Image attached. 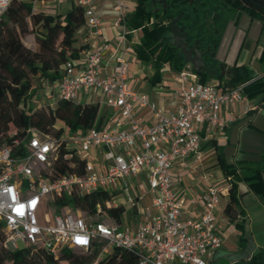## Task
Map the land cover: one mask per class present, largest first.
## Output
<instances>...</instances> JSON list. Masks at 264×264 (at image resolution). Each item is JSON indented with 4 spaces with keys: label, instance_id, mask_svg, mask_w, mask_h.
I'll list each match as a JSON object with an SVG mask.
<instances>
[{
    "label": "built area",
    "instance_id": "obj_1",
    "mask_svg": "<svg viewBox=\"0 0 264 264\" xmlns=\"http://www.w3.org/2000/svg\"><path fill=\"white\" fill-rule=\"evenodd\" d=\"M10 1L0 0V18ZM72 1L83 6L89 34L98 36L102 20L95 0ZM112 10L121 46L109 71L101 72L107 43L84 50L61 64V74L51 84L55 95L48 102L52 109L57 99L83 98L108 109V119L99 127L76 131L56 122L53 128L60 129L58 135L29 126L12 146L0 147V222L5 246L17 248L19 240L21 246L40 247L54 256L61 248L90 251L96 247L99 254H106L119 246L136 255V264H207V257L222 243L223 224L217 209L231 181L228 186L209 184L199 197L200 211L184 216V202L174 192L170 169L174 162L185 166L188 156L200 160L198 127L223 128L233 119L232 107L243 101L245 86L261 75L221 88L199 80L185 63L176 73V107L166 110L129 86L128 33L123 24L129 12L127 0H112ZM142 107L151 110L149 124L137 115ZM222 107L226 117L219 115ZM249 108L244 102L243 109ZM59 146L65 149L60 160ZM96 189L109 194L105 207L135 206L139 214L135 227L116 222L99 204L95 213H89L69 203H55L63 194ZM146 192L150 202L142 205ZM102 214L107 218H101Z\"/></svg>",
    "mask_w": 264,
    "mask_h": 264
},
{
    "label": "trees",
    "instance_id": "obj_2",
    "mask_svg": "<svg viewBox=\"0 0 264 264\" xmlns=\"http://www.w3.org/2000/svg\"><path fill=\"white\" fill-rule=\"evenodd\" d=\"M45 0H11L0 18V147L12 146L15 138H21L26 128L35 127L47 134L58 135L60 129H54L56 122L64 123L68 130H85L99 127L109 117V110L98 103L67 101L57 99L54 107L38 108L32 104L36 89L46 81L52 84L61 74V64L69 58H75L86 44L76 45V32L85 23L83 6L72 2L63 12H44L36 4ZM218 17L214 20L213 13ZM245 13L264 24V0H135L131 13H127L123 24L132 29L140 28V43L134 46L137 57L150 59L155 71L152 80L160 77V65L169 61L179 70L185 65L184 55L169 36L170 21L183 27L190 37L197 38L204 51L203 60L206 71L197 72L201 81L209 74L215 63L214 49L228 19ZM158 17L161 22L153 21ZM33 32L35 49L26 46L21 35ZM231 75L216 85L224 88L247 80L249 76L238 67L232 68ZM264 90V78L259 77L244 88V94L253 97ZM207 142H212L208 139ZM214 143V142H213ZM215 147H217L215 145ZM63 146L57 150V158H63ZM79 163L80 159H75ZM64 163V162H63ZM217 163L223 170H230L220 153ZM60 166V171L64 166ZM264 171V153L249 175L234 174L224 195L226 202L223 214L233 221L242 213L235 186V179L243 178L252 188L259 185V173ZM59 173V172H58ZM109 194L96 189L84 194H63L55 199L58 205L69 203L78 209L95 213L97 204L114 220L122 224V218L128 209L121 204L117 207H105L104 201ZM137 213L135 206L130 210ZM0 222V264H92L96 251L78 253L72 248H61L57 256L42 248L19 246L14 249L4 244V233ZM136 255L119 246H112L96 264H136ZM246 264H264L262 253L253 255Z\"/></svg>",
    "mask_w": 264,
    "mask_h": 264
},
{
    "label": "crops",
    "instance_id": "obj_3",
    "mask_svg": "<svg viewBox=\"0 0 264 264\" xmlns=\"http://www.w3.org/2000/svg\"><path fill=\"white\" fill-rule=\"evenodd\" d=\"M62 1L57 0L55 4L47 2L51 3L48 6L55 12ZM64 1L67 4L65 9L73 2ZM95 2L96 13L102 20L101 32L93 37L83 25L76 32L75 44H86L79 52V55H82L88 48L107 43L101 64V72L105 73L111 68L113 58L120 49V30L112 24V0ZM127 3L128 13H131L135 0H127ZM126 28L128 39L125 53L128 57L129 86L145 93L156 105L166 110H174L177 104L174 91L178 70L173 68L169 61H164L159 68L160 77L152 80L150 77L155 68L151 60L137 57L134 51V46L140 43L142 31L140 28ZM214 58L216 61L203 82H222L231 75L233 67L240 68L249 76L256 74L264 78V24L245 13L228 19L215 46ZM82 100L83 98L80 99L81 102ZM244 102L250 105L247 111L243 109ZM232 113L233 119L221 129L206 131L203 125L198 127L201 136L200 160H193L188 156L185 166L174 162L170 169L174 192L184 202V216L195 215L200 211L199 197L209 184L223 186L222 182H225V186H228L234 174L249 175L264 153V90L253 97L243 94V101L232 107ZM137 115L144 124L152 122L151 110L148 107L137 110ZM219 115L226 117V108L222 107ZM208 139H212V142H207ZM217 153L229 164L230 170H223L218 165ZM259 181L255 189L245 179H235L238 204L242 213L233 221H228L224 216L222 209L226 198L222 199L217 209V218L223 224L222 243L207 257V264H246L253 255H264V171L259 173Z\"/></svg>",
    "mask_w": 264,
    "mask_h": 264
},
{
    "label": "rangeland",
    "instance_id": "obj_4",
    "mask_svg": "<svg viewBox=\"0 0 264 264\" xmlns=\"http://www.w3.org/2000/svg\"><path fill=\"white\" fill-rule=\"evenodd\" d=\"M65 4H63V3ZM60 2L59 4V8H57L56 10L58 11H55V12H63L65 10V7L67 4L65 3L66 1H62ZM52 4H55V2H52ZM50 2H38L36 4V7L43 10L44 12H49V13H53L54 11H51L50 9V6H48V4H51ZM63 4V5H62ZM216 13V12H215ZM153 21H157V22H161L159 20V18L156 16L155 18L152 17L151 18V23ZM21 39L23 41V43L28 46L29 48H32V49H35L36 47V43H35V37H34V33L31 31V32H28L26 34H23L21 35ZM55 93L54 91L52 90V87L50 84H48L46 81L43 82V85L42 86H39L37 89H36V93L35 95L32 97V104L37 107V105H39L40 107L38 108H49L48 106V102L51 100V97L54 96ZM97 96L93 95L92 98L96 99ZM102 107V106H101ZM222 185L225 186V182H222ZM144 190H146V187H144ZM149 200H150V197L148 195V193L146 192L143 197H142V200H141V204L143 205H147L149 204ZM62 210V209H61ZM71 211H74L75 209H71ZM131 209H128L126 214L123 216L122 218V224L124 227H128V228H134L136 223H137V220L139 219V214L138 212L137 213H131L130 212ZM77 211H84L82 209H78ZM138 211V209H137ZM101 218H107V216L105 214H102V216H100ZM1 230L3 231L2 227H1ZM4 233V231H3ZM5 236V235H4ZM3 244L5 245V239L3 241ZM17 244L18 246H21V242L19 240H17ZM73 250H75L76 252L78 253H88L89 250H85L83 248H73ZM92 251H96V257H95V261L97 262L102 256H104L105 254H99V250L96 248V247H93L91 249Z\"/></svg>",
    "mask_w": 264,
    "mask_h": 264
},
{
    "label": "water",
    "instance_id": "obj_5",
    "mask_svg": "<svg viewBox=\"0 0 264 264\" xmlns=\"http://www.w3.org/2000/svg\"><path fill=\"white\" fill-rule=\"evenodd\" d=\"M162 4L165 0H159ZM216 13L214 14V17ZM182 27L176 23V18L170 21L169 36L172 42L181 50L184 55L185 63L191 65V69L196 72L206 71L207 66L203 60V50L198 47V40L189 44L186 39V31H181Z\"/></svg>",
    "mask_w": 264,
    "mask_h": 264
},
{
    "label": "flooded vegetation",
    "instance_id": "obj_6",
    "mask_svg": "<svg viewBox=\"0 0 264 264\" xmlns=\"http://www.w3.org/2000/svg\"><path fill=\"white\" fill-rule=\"evenodd\" d=\"M214 14L215 12L213 13L212 17L214 18V20L218 17V14L216 13V16L214 17ZM253 19V18H252ZM227 22V21H226ZM181 31H186L183 27L181 29ZM187 32V31H186ZM186 39L188 40V43L189 44H193L195 40H198L197 38H191L190 35H188V32L186 33ZM198 47H200V43H199V40H198ZM202 49V48H201ZM203 55H204V51H203Z\"/></svg>",
    "mask_w": 264,
    "mask_h": 264
}]
</instances>
